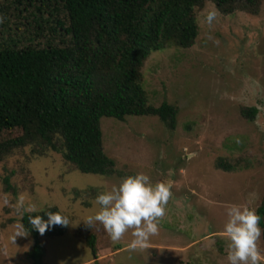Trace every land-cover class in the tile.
<instances>
[{"label":"rangeland","instance_id":"374dc122","mask_svg":"<svg viewBox=\"0 0 264 264\" xmlns=\"http://www.w3.org/2000/svg\"><path fill=\"white\" fill-rule=\"evenodd\" d=\"M212 10L218 16L209 27L204 15ZM194 15L193 44L153 50L140 69L148 102L176 106L173 129L155 116L101 117L102 174L74 170L50 150L33 155L29 146H1L0 264H228L226 207L255 209L263 190L264 0L254 11H223L206 0ZM218 156H242L249 166L223 172L213 167ZM137 173L170 185L172 192L145 251L129 250L132 229L113 243L102 224L89 227L83 221L98 209L97 194ZM5 177L14 194L4 189ZM20 196L38 208L54 205L77 222L58 236L39 234L36 263L28 254L31 238L13 240L23 212L17 210ZM89 234L94 256L85 245ZM259 246L264 255L262 238Z\"/></svg>","mask_w":264,"mask_h":264},{"label":"trees","instance_id":"16d2710c","mask_svg":"<svg viewBox=\"0 0 264 264\" xmlns=\"http://www.w3.org/2000/svg\"><path fill=\"white\" fill-rule=\"evenodd\" d=\"M206 0H0V158L1 146H29L33 155L50 150L82 173L102 174L104 160L99 119L127 115L155 116L167 129L175 125L176 106L152 105L140 84L143 62L167 44L190 47L197 35L194 10ZM254 11L258 0H210ZM264 172V138L262 150ZM242 156H218L213 167L223 172L247 168ZM4 189L15 193L7 177ZM45 210L59 211L56 206ZM264 240L262 197L255 208ZM22 212L37 261V230ZM66 230L51 226L43 236ZM85 245L95 255L94 235Z\"/></svg>","mask_w":264,"mask_h":264},{"label":"clouds","instance_id":"9594fccd","mask_svg":"<svg viewBox=\"0 0 264 264\" xmlns=\"http://www.w3.org/2000/svg\"><path fill=\"white\" fill-rule=\"evenodd\" d=\"M217 16L218 12L215 10L208 11L204 15L209 27ZM4 19L0 16V24L4 22ZM209 39L219 43L211 36ZM170 189V185L162 182L153 184L144 173L126 176L110 190L97 194L95 204L99 206L98 209L83 221L89 227L96 222L102 224L113 243H118L124 234L132 229L133 239L128 245L129 250L145 251L149 247L150 237L158 234L159 222L165 216L166 206L172 196ZM53 206L48 205V209ZM21 209L27 213H45L47 220L40 215L28 217V224L41 235L53 225L67 227L70 224L75 226L77 223L70 221L60 211L45 210L43 207L38 208L34 203H26L24 196H20L17 201V210ZM226 216L223 233L227 240L228 264H264V255L261 254L259 246L262 235L261 216L250 204L228 205ZM15 227L13 240L16 236L29 234L28 228L23 223H18Z\"/></svg>","mask_w":264,"mask_h":264}]
</instances>
